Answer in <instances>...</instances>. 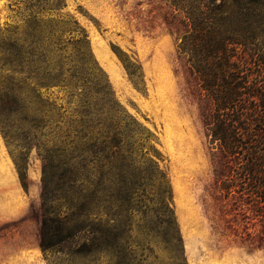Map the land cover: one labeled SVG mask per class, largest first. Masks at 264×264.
Returning <instances> with one entry per match:
<instances>
[{
	"label": "trees",
	"instance_id": "16d2710c",
	"mask_svg": "<svg viewBox=\"0 0 264 264\" xmlns=\"http://www.w3.org/2000/svg\"><path fill=\"white\" fill-rule=\"evenodd\" d=\"M170 8L169 26L185 28L179 59L197 83L206 134L217 144L220 191L257 202L264 215V0H170ZM38 27L0 44V126L8 143L40 149L41 249L80 242L92 264H102L104 254L106 264H143L150 257L156 264H186L167 176L155 162L134 159L135 133L122 122L86 35L64 41L73 31L68 27L50 40ZM52 86L82 91L85 108L74 137L58 132L47 146L49 107L40 91ZM116 193L140 206L135 234L130 223L103 219ZM156 247L167 253V263Z\"/></svg>",
	"mask_w": 264,
	"mask_h": 264
},
{
	"label": "rangeland",
	"instance_id": "374dc122",
	"mask_svg": "<svg viewBox=\"0 0 264 264\" xmlns=\"http://www.w3.org/2000/svg\"><path fill=\"white\" fill-rule=\"evenodd\" d=\"M169 12L170 0H0V44L15 34L25 38L35 25L50 40L68 27L73 31L63 34L64 41L85 34L122 122L135 133L134 159L155 162L167 176L185 263L264 264V215L257 202L228 199L220 191L217 144L206 134L197 83L179 59L185 28L169 26ZM40 92L49 107L45 140L52 142L45 145L53 146L58 132L70 130L74 137L78 112L85 108L82 91L52 86ZM42 169L38 146L8 143L0 126V264H92L80 242L41 249ZM115 196L103 219L130 223L135 234L142 215L137 200ZM156 252L162 263L169 261L165 251ZM106 261L104 254L101 263ZM156 263L150 257L143 264Z\"/></svg>",
	"mask_w": 264,
	"mask_h": 264
}]
</instances>
